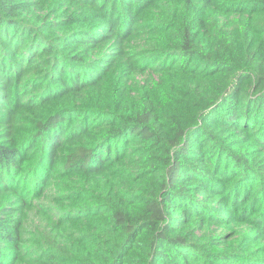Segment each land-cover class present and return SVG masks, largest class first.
Listing matches in <instances>:
<instances>
[{
  "label": "trees",
  "instance_id": "obj_1",
  "mask_svg": "<svg viewBox=\"0 0 264 264\" xmlns=\"http://www.w3.org/2000/svg\"><path fill=\"white\" fill-rule=\"evenodd\" d=\"M0 264H264V0H0Z\"/></svg>",
  "mask_w": 264,
  "mask_h": 264
}]
</instances>
